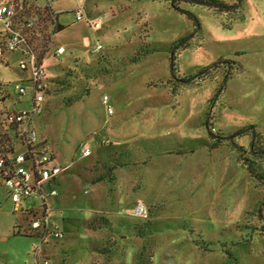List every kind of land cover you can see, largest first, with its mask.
<instances>
[{
  "label": "rangeland",
  "instance_id": "374dc122",
  "mask_svg": "<svg viewBox=\"0 0 264 264\" xmlns=\"http://www.w3.org/2000/svg\"><path fill=\"white\" fill-rule=\"evenodd\" d=\"M10 1L25 42L0 58V112L28 107L30 96L15 86L29 87L32 64L43 66L47 103L36 135L64 168L43 190L64 237L49 239L42 257L50 264H264V184L228 141L210 149L207 131L228 136L255 126L264 142V0H244L243 18L181 4L198 16L201 33L167 0H86L85 20L65 14L69 28L59 34L55 11L79 2ZM98 17L101 29L90 25ZM184 37L175 77L219 62L190 85L171 77L169 48ZM55 42L65 54L57 56ZM191 139L207 144L174 153ZM236 141L249 148L251 137ZM259 164L264 169V160ZM139 202L148 221L134 217ZM41 204L35 197L27 206ZM0 212L25 218L1 184ZM150 222L158 231L141 237ZM27 238L23 247L40 244Z\"/></svg>",
  "mask_w": 264,
  "mask_h": 264
},
{
  "label": "built area",
  "instance_id": "2783aa9c",
  "mask_svg": "<svg viewBox=\"0 0 264 264\" xmlns=\"http://www.w3.org/2000/svg\"><path fill=\"white\" fill-rule=\"evenodd\" d=\"M76 1L79 4L71 12L75 14L77 22H82L85 20L86 0ZM51 3L54 4L52 1ZM16 16L17 11L13 2H0V22L3 26L0 32V57L17 51L24 43L22 33L15 28ZM102 21L103 19L98 17L90 25L95 29H101ZM95 50L102 51V44L96 45ZM56 53L57 56H61L66 53V48L59 47ZM21 68L25 69L26 65L22 63ZM28 80L29 87L21 84L15 86L19 96H30L28 107L0 112V184L8 189L15 211L21 212L26 219V225L18 227L17 231L38 238L39 249L49 243V239L61 240L64 237L63 232L52 222L45 203L46 196L43 194L44 188H51L52 182L57 180L64 168L56 162L55 154L46 142L38 140L36 135V120L44 114L47 103V84L43 66L32 64L31 77ZM104 101L108 104L107 96ZM107 110L110 115L114 113L110 105L107 106ZM19 145L26 148L23 153H17ZM82 153L84 156H90L91 150L84 146ZM56 194L55 190H51L50 195ZM35 197L41 200L42 204L38 207L27 206L31 198ZM134 215L148 219L149 209L143 202H139L134 208ZM36 264L50 262L45 259Z\"/></svg>",
  "mask_w": 264,
  "mask_h": 264
},
{
  "label": "trees",
  "instance_id": "16d2710c",
  "mask_svg": "<svg viewBox=\"0 0 264 264\" xmlns=\"http://www.w3.org/2000/svg\"><path fill=\"white\" fill-rule=\"evenodd\" d=\"M169 1L171 7L179 12L182 15H185L192 23L194 26V31L201 33L202 31V26L200 23V20L198 16L189 10L183 9L181 7V4H189L192 6H203L208 9H213L219 13H229V14H238L243 18V11H244V0H233L232 3H227L222 0H167ZM64 28L59 26V29L55 33H59L63 31ZM6 35V34H5ZM5 37V36H4ZM191 37V36H189ZM189 37H184L180 39L178 42L172 44L169 48L170 52V67H171V77L175 78V82L177 84H182V85H190L195 83L197 80L204 79L206 76L209 75L210 70L217 67L219 62H215L212 66H207L204 67L203 69L197 71L194 74L179 78L175 77L174 74V65H175V56H176V51L179 48H183L187 46V41ZM25 42V40H24ZM24 43L21 45L23 46ZM12 53V52H9ZM8 54V53H6ZM5 54V55H6ZM1 58V57H0ZM227 63L235 64L237 65V70L238 71H243L244 67L240 62H235L233 60H228ZM22 69V68H21ZM23 70V69H22ZM226 82V81H224ZM224 83H223V89H224ZM222 87H220L216 94L215 98L220 96V93L223 91ZM207 131L209 137H211L214 142L211 144L209 147L210 149H215L218 148L224 141H228L230 145L237 150L239 153L240 159L243 161V164L247 167V170L251 174V176L255 177L257 180L262 182L264 184V169L261 167L259 164L260 160H264V142L261 140L258 132L255 130V126H249L247 128H241L232 134L228 136L224 135H218L212 132L211 127L207 125ZM245 136H250L251 141L249 144V148H245L244 146H241L237 143V138L245 137ZM10 140V138H8ZM146 142H143L142 145H144ZM207 144L206 141L204 140H199V139H191L185 143V145L181 146L180 149L175 150V154L177 155H183L187 151L184 149V147H187L188 149H193L197 146L205 145ZM135 218H138L143 221H148V219H142L139 217L134 216ZM158 223L150 222L146 225L145 227V232H140L141 237H145V233L151 229V231H158ZM201 245H204L202 242H200ZM198 244V245H200Z\"/></svg>",
  "mask_w": 264,
  "mask_h": 264
},
{
  "label": "crops",
  "instance_id": "0c3cea01",
  "mask_svg": "<svg viewBox=\"0 0 264 264\" xmlns=\"http://www.w3.org/2000/svg\"><path fill=\"white\" fill-rule=\"evenodd\" d=\"M66 6L67 7H63L57 11L59 12L57 17V23H59V25L64 28V30L61 31L60 33L64 32L69 28V25L67 23L68 19H66L65 14L72 13L71 10L74 9L73 5L67 4ZM0 24L2 25L1 22ZM2 30H3V26L0 28V32ZM71 42L73 43V45L71 46H74L75 41H71ZM55 46L57 48L58 46L61 47L65 45L62 43L55 42ZM57 160L58 159H56V162L58 163ZM14 218L15 217L12 216L11 212L3 213V214L0 212V264H36V262L38 261L41 262L42 259L45 258L42 256H44V254H47V250L46 249L43 250V247L44 248L48 247L49 244L48 243L44 244L38 249L39 245L35 247L36 243L34 244L30 242V246L27 245V247L25 246L23 247L22 246L23 243L21 242L20 239H28L27 237L30 238L33 237L23 235L22 233L17 231L18 227L25 226L26 219L24 218L23 221L17 220V222H15ZM52 222L54 224L53 219ZM32 245L33 247H31ZM33 249H35L36 252H35V256L32 258L31 256H29V254ZM45 259L48 258L46 257Z\"/></svg>",
  "mask_w": 264,
  "mask_h": 264
}]
</instances>
